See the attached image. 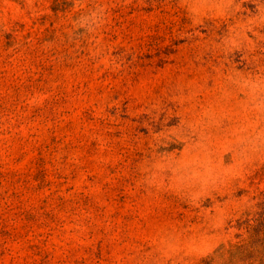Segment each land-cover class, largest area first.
<instances>
[{
	"label": "rangeland",
	"instance_id": "obj_1",
	"mask_svg": "<svg viewBox=\"0 0 264 264\" xmlns=\"http://www.w3.org/2000/svg\"><path fill=\"white\" fill-rule=\"evenodd\" d=\"M0 264H264V0H0Z\"/></svg>",
	"mask_w": 264,
	"mask_h": 264
}]
</instances>
